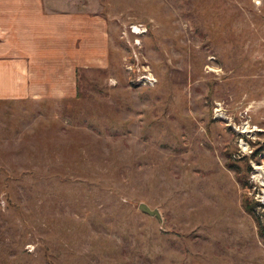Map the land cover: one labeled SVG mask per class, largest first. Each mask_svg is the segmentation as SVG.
Listing matches in <instances>:
<instances>
[{"label":"rangeland","instance_id":"1","mask_svg":"<svg viewBox=\"0 0 264 264\" xmlns=\"http://www.w3.org/2000/svg\"><path fill=\"white\" fill-rule=\"evenodd\" d=\"M64 5L108 18L109 63L0 102V264H264V0Z\"/></svg>","mask_w":264,"mask_h":264},{"label":"crops","instance_id":"2","mask_svg":"<svg viewBox=\"0 0 264 264\" xmlns=\"http://www.w3.org/2000/svg\"><path fill=\"white\" fill-rule=\"evenodd\" d=\"M64 4L0 0V102L72 96L77 70L108 66V18Z\"/></svg>","mask_w":264,"mask_h":264},{"label":"built area","instance_id":"3","mask_svg":"<svg viewBox=\"0 0 264 264\" xmlns=\"http://www.w3.org/2000/svg\"><path fill=\"white\" fill-rule=\"evenodd\" d=\"M149 32V27L144 22H132L128 23L126 26H123L121 32L122 37L125 41L128 42L132 56L137 59L139 50L143 45V37L146 36ZM137 82H142V84L154 85L156 82L155 76L150 72H143L137 74Z\"/></svg>","mask_w":264,"mask_h":264},{"label":"trees","instance_id":"4","mask_svg":"<svg viewBox=\"0 0 264 264\" xmlns=\"http://www.w3.org/2000/svg\"><path fill=\"white\" fill-rule=\"evenodd\" d=\"M256 154L254 153L252 156H255ZM228 167L231 168V169H234L235 170V173H236V179L238 182H240L241 184H243L244 182L242 181V178L240 177V175L238 174V170H237V165L235 163V161L231 158L230 154H228ZM244 206H245V209L249 212H251V209L253 207V204L248 202L247 201V197L244 198ZM257 219V218H256ZM258 227H259V234L264 237V226H261L258 222Z\"/></svg>","mask_w":264,"mask_h":264},{"label":"water","instance_id":"5","mask_svg":"<svg viewBox=\"0 0 264 264\" xmlns=\"http://www.w3.org/2000/svg\"><path fill=\"white\" fill-rule=\"evenodd\" d=\"M138 209L141 212H143V213H145L151 217L160 218V213H159L158 209L157 208L152 209V208H150V206H148V204H146L144 202H140L138 204Z\"/></svg>","mask_w":264,"mask_h":264}]
</instances>
